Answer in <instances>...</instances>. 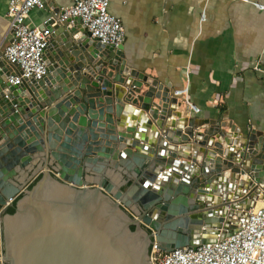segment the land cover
I'll return each instance as SVG.
<instances>
[{
    "label": "water",
    "instance_id": "95a60500",
    "mask_svg": "<svg viewBox=\"0 0 264 264\" xmlns=\"http://www.w3.org/2000/svg\"><path fill=\"white\" fill-rule=\"evenodd\" d=\"M45 60L46 77L20 87L0 69V207L15 199L14 213L0 215L3 264H150V230L170 252L236 229L228 210L244 191L232 200L230 192L264 184L263 133H240L235 144L234 127L196 131L206 123L183 119L157 151L142 137L145 125L162 128L177 97L130 68L123 46L58 28ZM122 100L148 116L131 125L139 113Z\"/></svg>",
    "mask_w": 264,
    "mask_h": 264
},
{
    "label": "crops",
    "instance_id": "0c3cea01",
    "mask_svg": "<svg viewBox=\"0 0 264 264\" xmlns=\"http://www.w3.org/2000/svg\"><path fill=\"white\" fill-rule=\"evenodd\" d=\"M48 1L58 9L74 0ZM8 2L0 0V47L11 39L6 19ZM251 3L264 6V0H110L109 11L121 20L125 30L122 46L130 68L156 79L171 93L184 87L182 71L191 69L187 96L198 111H192L183 96H178L177 104L168 105L162 128L145 125L142 137L147 145L153 143L154 149L160 151L165 135H171L177 124L189 118L198 125L206 123L196 131L207 129L210 123L226 125V132L234 127L235 135L238 133L235 144L240 133L254 129L264 134V75L252 69L256 61L264 68V10ZM47 16L48 11L33 10L27 23L39 26ZM146 90L143 87L141 93ZM122 103L127 104L124 100ZM127 106L139 113L135 119L129 117L131 125L138 124L142 115L148 116L139 106ZM120 120L123 122L124 118ZM152 134H156L154 139L146 140ZM168 146L177 147L172 143ZM38 175L30 178L27 186L33 185ZM114 179L118 184L124 183L120 175ZM239 188L235 183L232 192H241ZM120 189L126 190L127 185ZM8 208L0 207V215Z\"/></svg>",
    "mask_w": 264,
    "mask_h": 264
},
{
    "label": "built area",
    "instance_id": "2783aa9c",
    "mask_svg": "<svg viewBox=\"0 0 264 264\" xmlns=\"http://www.w3.org/2000/svg\"><path fill=\"white\" fill-rule=\"evenodd\" d=\"M246 1V0H243ZM110 0H74L69 6L56 9L48 0H9L6 19L9 27L10 42L0 47V69H7L8 86L20 87L26 82L42 81L47 75L46 53L51 45L52 36L58 28H84L90 39L112 47L122 46L125 30L120 19L109 11ZM258 10L264 6L252 3ZM48 11V16L39 26H31L27 18L31 11ZM252 69L264 75V68L259 61L253 63ZM184 87L174 92L183 99L190 109L197 112L188 99L190 67L182 71ZM247 189L238 202L232 201L228 211H232L231 223L236 229L225 237L215 241L199 244L196 248H180L170 252L162 251L156 242V233L151 231L152 243L149 249L150 264H264V184ZM243 188V187H242ZM240 189V188H239ZM247 189V190H246ZM234 192H230V198ZM255 206L247 211L245 218L240 213L251 201ZM15 199L8 200L6 206L14 204ZM260 207H256L257 203ZM239 214V215H238ZM3 252L0 248V264Z\"/></svg>",
    "mask_w": 264,
    "mask_h": 264
},
{
    "label": "trees",
    "instance_id": "16d2710c",
    "mask_svg": "<svg viewBox=\"0 0 264 264\" xmlns=\"http://www.w3.org/2000/svg\"><path fill=\"white\" fill-rule=\"evenodd\" d=\"M249 2V1H248ZM250 3V2H249ZM252 4V3H251ZM7 213H9V214H13L14 213V207H9L8 209H7Z\"/></svg>",
    "mask_w": 264,
    "mask_h": 264
},
{
    "label": "bare ground",
    "instance_id": "6f19581e",
    "mask_svg": "<svg viewBox=\"0 0 264 264\" xmlns=\"http://www.w3.org/2000/svg\"><path fill=\"white\" fill-rule=\"evenodd\" d=\"M261 205H262V204L258 202V203L256 204V207H260ZM212 241H213V240H212Z\"/></svg>",
    "mask_w": 264,
    "mask_h": 264
}]
</instances>
